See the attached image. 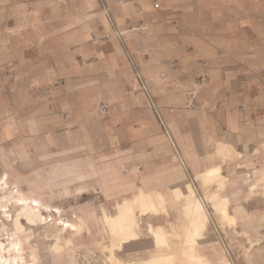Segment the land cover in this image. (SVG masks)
Masks as SVG:
<instances>
[{"label": "crops", "instance_id": "obj_1", "mask_svg": "<svg viewBox=\"0 0 264 264\" xmlns=\"http://www.w3.org/2000/svg\"><path fill=\"white\" fill-rule=\"evenodd\" d=\"M0 108L21 149L95 147L132 173L201 170L226 146L240 155L213 158L220 174H249L264 159V0H0ZM243 194L237 210L264 227L260 187Z\"/></svg>", "mask_w": 264, "mask_h": 264}, {"label": "rangeland", "instance_id": "obj_2", "mask_svg": "<svg viewBox=\"0 0 264 264\" xmlns=\"http://www.w3.org/2000/svg\"><path fill=\"white\" fill-rule=\"evenodd\" d=\"M14 143L16 140L0 135V264H156L153 258L163 253L166 258L175 256L173 264H182V258L190 255H201L210 264H253L249 250L257 241L254 237L264 239V227L251 222L237 206L248 197L243 194L246 183L260 187L264 195L263 158L248 169L249 174L241 169V175L234 173L235 178L220 174L217 180L211 177L212 181L202 176L215 166L213 158H220L228 167L238 152L228 156L210 149L205 158L209 165L201 170L187 160L167 170L131 173L123 164L118 165L115 157L95 147L85 156L82 147L58 153L41 141L29 149L12 146ZM228 171L235 169L229 168L225 174ZM144 190L147 194L162 193L155 199L156 207L161 208L151 210L138 200ZM191 190L192 196L201 200L206 220L201 239L189 245L186 230L191 219L184 209V198ZM9 194L28 197V203L42 214L41 220L21 215L23 227H17L15 217L24 211L14 207ZM218 203L232 204L231 221L222 217ZM125 207L133 208L126 221L120 217Z\"/></svg>", "mask_w": 264, "mask_h": 264}, {"label": "bare ground", "instance_id": "obj_3", "mask_svg": "<svg viewBox=\"0 0 264 264\" xmlns=\"http://www.w3.org/2000/svg\"><path fill=\"white\" fill-rule=\"evenodd\" d=\"M224 144V143H223ZM220 145H221V143H220ZM236 151V150H235ZM232 148H228V147H226V146H219V151H218V153L220 152H222V153H225V154H228V156H233L236 152H235ZM218 175H220V168H219V166L218 165H215V166H212V167H210V169H208L206 172H204L203 173V178L202 179H211V177H214V176H216V180L220 177H218L217 178V176ZM221 178H222V176H221ZM212 180V179H211ZM210 180V181H211ZM216 180H214V181H216ZM213 181V180H212ZM214 182H212V184H213ZM216 183V182H215ZM210 184V183H209ZM187 185V184H186ZM219 185H221V184H219ZM189 186V185H188ZM210 186V185H209ZM175 189H177V191H179L178 193H180L181 191L180 190H178L179 188L178 187H175ZM192 191V190H191ZM192 193H193V191L190 193V194H187L186 196H185V208L184 209H186V211H187V213H188V215H189V218L191 219V223H190V225H188V229L186 230V243H188L189 245L191 244H193L194 242H196L197 241V239H201V237H202V232H203V230H204V228H205V220H206V215H205V213H204V206H203V204H202V202H201V200L198 198V197H193L192 196ZM212 193V192H211ZM154 194V193H153ZM153 194H151V192L149 193V194H147V192H145V190L144 191H141L139 194H138V200H141L142 201V203L144 204V205H146L147 206V208H150L151 210L152 209H156V208H158V207H156L157 206V201L155 200V199H157L158 197H159V199H160V197H161V194L160 193H158V192H156L154 195ZM215 194V193H214ZM10 195V196H9ZM8 196H9V198H12L15 202H14V207L16 208V209H22V211H24L23 212V214H20V212H18V215L15 217V220H14V223H15V225L17 226V227H23V226H21V225H23L22 224V217H23V215H24V217H26L27 219H30V220H33V221H38L39 220V218L41 217V213H40V211L38 210V209H36V208H34L35 206L34 205H31L30 203H28V201H29V199H28V197H27V199H25L23 196H13L14 194H9ZM207 195V194H206ZM217 195V194H216ZM8 196H7V198H8ZM209 196V195H208ZM156 197V198H155ZM180 198V197H179ZM208 198V197H207ZM219 198V197H218ZM212 199V198H211ZM220 199V198H219ZM222 199V198H221ZM214 200H217L218 201V199H214ZM213 200V201H214ZM7 201V200H6ZM33 201V200H32ZM140 201V202H141ZM161 201V200H160ZM165 201V200H164ZM212 201V200H211ZM212 201V202H213ZM11 202V201H10ZM13 202V201H12ZM219 202V201H218ZM126 203V202H125ZM216 203V202H215ZM225 203V202H224ZM132 204V203H131ZM141 204V203H140ZM220 204H222V203H220ZM127 205V204H126ZM159 205V204H158ZM218 205H219V203H218ZM2 206H7V205H5V204H3ZM13 206V205H12ZM124 206H125V204H124ZM123 206V207H124ZM36 207H38V206H36ZM242 207V206H241ZM4 208V207H3ZM39 208V207H38ZM159 208H161V207H159ZM158 208V209H159ZM40 209V208H39ZM122 209V208H121ZM216 210V209H215ZM218 211L222 214V217L224 218V219H227L228 221H231L232 220V218H231V215L229 214V212H228V208H227V205L226 204H222V205H219L218 206ZM3 212H5V213H7L8 215H9V212L7 211V210H3ZM185 212V211H184ZM131 213H133V208L132 207H125L124 209H123V211H122V215H120V217H122L123 218V220L125 219V221H126V219L127 218H130L129 217V215H131ZM21 215H22V217H21ZM119 215V214H118ZM234 216V215H233ZM110 217H112V216H110ZM20 218V219H19ZM117 218V217H116ZM118 218H119V216H118ZM235 219V218H234ZM40 220H41V218H40ZM111 220V219H110ZM113 220V219H112ZM114 221V220H113ZM225 221V220H224ZM115 222V221H114ZM121 222V221H120ZM113 224V223H112ZM124 224H126V223H124ZM123 224V225H124ZM187 224V223H186ZM119 225V224H118ZM122 225V224H121ZM73 227H75L74 226V224L72 225ZM77 226V225H76ZM120 226V225H119ZM130 226V225H129ZM128 226V227H129ZM133 226V225H132ZM187 226V225H186ZM112 227V226H111ZM121 227V226H120ZM77 228V227H76ZM180 228V227H179ZM187 228V227H186ZM112 229V228H111ZM114 229V228H113ZM123 229V228H122ZM181 229V228H180ZM115 230V229H114ZM113 230V231H114ZM132 230V229H131ZM162 230V229H161ZM123 231V230H122ZM160 231V230H159ZM116 232V231H115ZM127 232L128 231H126L125 232V234H127ZM184 232H185V230H184ZM133 233H135L134 231H133ZM165 233V232H164ZM244 233V232H243ZM117 234V233H116ZM159 234V236L160 237H162L163 236V233L162 232H160V233H158ZM120 235V234H119ZM136 235V234H135ZM165 235V234H164ZM247 236V235H246ZM124 237V236H123ZM159 237V238H160ZM67 240V239H66ZM161 240H163V239H161ZM164 242H165V240H163ZM121 242H124L123 240L121 241ZM179 244V243H178ZM119 245V244H118ZM173 245V244H172ZM19 246H21V243H20V245ZM185 246V245H184ZM179 247V246H178ZM187 247V245L185 246V248ZM191 247V246H190ZM174 248V247H173ZM180 248H181V246H180ZM176 249H177V247H176ZM182 249V248H181ZM181 249H180V251L179 252H181ZM188 249V248H187ZM185 250V249H184ZM182 251H183V249H182ZM188 251V250H187ZM190 252H192L191 251V249H190ZM169 254H170V252H168ZM168 253H166L167 255H169ZM187 253V252H186ZM189 253V252H188ZM194 253V252H193ZM189 254H191V253H189ZM188 254V255H189ZM183 255H184V253H183ZM187 255V254H186ZM187 255V256H188ZM191 256V257H190ZM189 257H187V258H182L183 259V263L182 264H210L209 263V261H207V260H205L203 257H201V255H197V256H194V255H190ZM180 257V256H179ZM166 256L164 255V253L163 254H161V255H159V256H156V258H153L154 260H156V261H154V262H157L156 264H173V262H174V260H176L175 259V256L173 257V255L172 254H170V256H168L166 259ZM152 263H153V261H151ZM178 262V261H177ZM176 263V262H175Z\"/></svg>", "mask_w": 264, "mask_h": 264}, {"label": "built area", "instance_id": "obj_4", "mask_svg": "<svg viewBox=\"0 0 264 264\" xmlns=\"http://www.w3.org/2000/svg\"><path fill=\"white\" fill-rule=\"evenodd\" d=\"M98 107H99V109H100L101 111H105L106 108H107L106 104H104V103H99V104H98Z\"/></svg>", "mask_w": 264, "mask_h": 264}]
</instances>
